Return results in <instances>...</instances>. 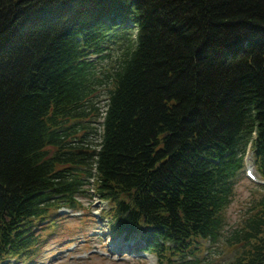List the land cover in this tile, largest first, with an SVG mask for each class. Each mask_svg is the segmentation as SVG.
Listing matches in <instances>:
<instances>
[{
    "label": "trees",
    "instance_id": "1",
    "mask_svg": "<svg viewBox=\"0 0 264 264\" xmlns=\"http://www.w3.org/2000/svg\"><path fill=\"white\" fill-rule=\"evenodd\" d=\"M249 141L264 176V0H0V242L74 206L93 151L109 214L161 230L153 249L174 264L219 234ZM250 212L230 264H264V197Z\"/></svg>",
    "mask_w": 264,
    "mask_h": 264
},
{
    "label": "rangeland",
    "instance_id": "2",
    "mask_svg": "<svg viewBox=\"0 0 264 264\" xmlns=\"http://www.w3.org/2000/svg\"><path fill=\"white\" fill-rule=\"evenodd\" d=\"M127 29H128L127 31H132L130 28H127ZM127 33H131V32H127ZM106 53H108V52H106ZM97 57L98 56L93 55L89 58L91 61L100 62V63L96 64V67L100 66L101 64L102 65H110L112 63V61L114 60L113 53H111L108 58H105L106 60H104V58L98 59ZM97 102H98V100L94 101V103H97ZM103 104H104V101L100 100L99 106H100L101 110H102ZM97 122H98V119H92V122H81V124H85V125L90 127L89 128L90 134L88 135V137L94 143L97 141V137H98L99 132H95V130H92L91 127H97L98 126ZM251 155H252V153L249 149L246 156H245L246 157L245 160L253 166L254 163H253V158ZM255 190H257V189L255 187H253L246 180V178H240V181L236 184L235 195L232 199V202L230 203V205L226 209L225 230H224L225 233H230L231 231L237 229L239 222L243 221V219H244L243 217L245 216L249 206L253 203V201L255 199V195L253 194ZM261 191L264 192V188H262ZM92 195H93L92 189L85 186L83 188V191L81 192L80 196L78 197V201L82 204L83 207H85V208L91 207V209H93L95 207V205H94L95 198ZM63 209H65V208H62L58 213L63 215V213H64ZM91 209H90V211H91ZM72 211H80V210H72ZM66 216L68 218L64 219L65 220L64 224L67 223L68 219H70L69 221H72L74 219L69 214ZM88 220L91 221L92 219L88 218ZM86 221H87L86 218L83 217L80 222L85 226ZM94 228H95L94 222H92L91 225H88V229H85V227H82V225H80V223H79L76 230L73 232H70L64 238V240L59 241L57 243V245H56V243L53 242L54 238L47 239V244L42 249L40 257L41 258H43V257L48 258L47 259L48 264H147L146 259H151V260L155 261L157 264L156 258L152 254L146 253V252H143L140 256H136V257H133L131 255L127 256L126 254H124V255H122L120 261H114L113 258H111V259L106 258V260L105 259H103V260L99 259L100 261H98V260L94 259L95 258L94 255L90 256V254L83 251V249H86V251H88L92 246L94 247L97 245L103 246L102 248L107 249L108 245L106 244V241H105V237H104L105 234H103L101 239L98 238L97 240H94V239L91 240V243L87 244L90 246L92 245L91 247L85 248L82 246H78V248L73 253H69V254L67 253L68 252L67 249L71 245H73L75 242L78 243L81 240H85L86 238H88L86 236H88L89 233L95 232ZM51 231L52 232L56 231L55 225H52ZM224 237L225 236H222L221 238H219L217 242H210V243L205 242L204 243L205 248H207V250H210V252L207 253L205 258H204V264H226V263L230 262L231 260H233L234 257L238 254V249H233V248H229L228 246H226V243L224 241V239H225ZM98 241H100V242L102 241L104 243V245L99 244ZM64 243H65V247H64ZM83 254L87 256L85 259H83L81 257ZM100 258H102V257H100ZM115 258H116V256H115ZM96 259H98V258H96ZM57 260H59V261L57 262Z\"/></svg>",
    "mask_w": 264,
    "mask_h": 264
}]
</instances>
